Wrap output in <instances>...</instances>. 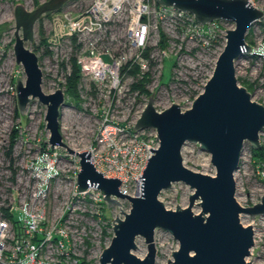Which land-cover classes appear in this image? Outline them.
I'll list each match as a JSON object with an SVG mask.
<instances>
[{
  "label": "rangeland",
  "instance_id": "rangeland-1",
  "mask_svg": "<svg viewBox=\"0 0 264 264\" xmlns=\"http://www.w3.org/2000/svg\"><path fill=\"white\" fill-rule=\"evenodd\" d=\"M45 1L47 0H0V204L4 199L8 202L12 195L24 194L29 198L35 182L27 177L35 167L41 176L39 186L46 189L42 192V195H46L45 203H37L41 207L38 215L43 220V230L52 232V240L44 248L31 251L25 249L23 263L98 264L102 251L110 245L113 237L112 221L117 214L122 218L121 209L129 211V202L124 200L121 207H109L104 204L106 202L97 190L76 196L74 187L80 170L79 158L69 155L63 148L46 152L45 145L49 143L44 140H48L50 136L46 129V106L35 99L22 114L17 105L16 83L19 78L25 82L26 75L23 67L16 64L13 50L15 6L21 3L26 9L33 10ZM92 1L70 0L59 12L45 15L36 24L35 42L27 46L32 50L35 46L40 48L37 55L43 72L42 89L46 94L57 89H62L65 93L70 64L68 61L67 70H64L60 63L70 60L74 53L72 44L62 42L60 47L55 40L53 17L60 12L79 14ZM254 3L258 7H264V0H254ZM151 8L150 28L144 49L138 50L132 42L127 23V6L119 22L109 26L98 38V48L115 55L121 67L112 84L101 85L91 78L81 79V109L76 108L66 97L60 117V130L64 142L72 149L81 152L89 150L92 145L97 146L96 137L102 120L106 117L123 124L127 129L134 127L150 96L131 89L132 84L141 76L137 78L128 74L130 72H123V68L129 63H140L143 66L142 73L149 72L150 81L146 88L151 94L154 93L157 111H163L173 103L180 105L182 111L191 108L194 99L203 91L213 73L217 58L226 43V30L235 27L234 23L221 20L213 25L212 31L195 29L186 20L160 13L152 2ZM263 28L255 23L249 34L252 38V43L249 44L256 47L260 54L257 57L243 55L236 68L238 79L256 84V88L252 90L255 101L264 100ZM160 30L167 38L165 47L160 46ZM42 38L47 39L48 47L42 43ZM146 49H149V59L141 60L140 53ZM13 137L14 147L10 153ZM261 144L264 145V135ZM182 154L184 164L189 169L215 175L211 155L202 151L199 144L187 142ZM242 155L234 175L236 199L247 207L259 203L264 194V162L260 165L256 163L248 142L245 143ZM131 192L133 193V189ZM192 193L193 190L188 185L177 182L171 188L163 190L159 199L167 209L175 210L177 204L186 208ZM200 211L201 208L195 205L193 212ZM240 217L244 225H251L254 229L255 245L246 260L252 264H264V215L242 214ZM62 234L67 235L66 240H55L57 235ZM154 242L157 250L156 264H167L168 259H173V251L179 248L178 241L161 229L156 230ZM136 243L138 249L134 251L135 255L145 257L147 245L144 238L138 237Z\"/></svg>",
  "mask_w": 264,
  "mask_h": 264
},
{
  "label": "water",
  "instance_id": "water-1",
  "mask_svg": "<svg viewBox=\"0 0 264 264\" xmlns=\"http://www.w3.org/2000/svg\"><path fill=\"white\" fill-rule=\"evenodd\" d=\"M70 0H47L28 10L19 3L15 6L14 56L23 67L26 80L16 83L17 105L24 114L27 105L38 99L47 111L46 129L51 150L63 148L79 158L80 170L76 178L81 193L94 188L104 201L122 206L130 204L128 212L112 221L113 237L102 251L98 264H156L155 232L170 233L179 243L173 259L167 264H252L246 259L255 245L254 229L244 225L241 215H264V194L260 202L242 206L236 199L235 173L239 168L245 143L260 149V133L264 130V105L253 101L252 94L241 86L236 76L235 62L251 52L246 36L253 24L264 22V12L250 0H155L163 7L186 12L206 25L215 21H229L235 27L226 30V43L217 58L211 77L203 91L194 99L191 108L182 111L173 103L163 111L154 106V93L134 125L135 131L154 129L160 145L150 147L153 153L143 169L139 196L120 191L119 178H107L91 162V151H76L63 140L60 117L66 96L62 89L46 94L42 89L43 72L36 52L27 44L35 42V28L46 14L59 12ZM187 142L199 144L211 155L215 175L195 172L184 164L183 148ZM185 183L193 190L189 205L167 209L159 199L161 192L173 183ZM197 205L201 208L194 213ZM142 237L147 254L140 258L136 240ZM252 260V259H251Z\"/></svg>",
  "mask_w": 264,
  "mask_h": 264
},
{
  "label": "built area",
  "instance_id": "built-area-1",
  "mask_svg": "<svg viewBox=\"0 0 264 264\" xmlns=\"http://www.w3.org/2000/svg\"><path fill=\"white\" fill-rule=\"evenodd\" d=\"M151 2L159 8L160 13L186 20L195 29L203 28L212 31L213 25L217 23L215 21L201 25L193 15L157 5L155 0H93L92 4L79 14L60 12L54 15L55 40L59 42L60 47L63 45L62 42H67L72 44L73 49L75 40L78 52L76 53V62L82 78H91L101 85L112 84L116 80L121 65L110 51L104 52L98 48L96 45L98 38L106 32L109 26L119 22V18L127 6V23L132 42L138 50L144 49L150 28ZM250 2L254 7L264 12V7H258L254 0H250ZM259 24L264 27V22H259ZM94 39L96 40L94 41ZM251 47V52L248 55L257 57L260 54L258 49ZM143 51L140 53L141 60L144 58ZM68 61L66 60V62ZM238 62L239 60L235 62V68H237ZM138 64L140 65V63ZM144 66L146 67V65ZM252 92L250 93L252 94ZM256 102L264 105V100ZM262 135H264V130L260 133V142ZM96 143L97 146L92 145L89 148L91 162L94 163L95 168L107 178L122 180L120 191L123 194L139 196L142 193V178L139 177L143 176V169H146L148 158L153 155L149 149L150 147L158 149L160 145L156 130L135 131L134 127L127 129L123 124L106 117L102 120ZM49 152H51V148ZM27 178L35 182L29 198L24 194L12 195L8 202L4 199L0 204V264H24L25 249L31 251L39 249V247L44 248L47 242L52 240V232L48 233L43 230V220L38 215L41 212V207L37 206V203H45L46 200V195H42L46 189L39 186L41 176L34 167ZM131 189H133V193ZM91 190L96 189L90 188L81 193L75 185L74 194L82 195ZM99 194L101 195L100 192ZM101 197L103 196L101 195ZM3 208L12 213L19 221L18 228L14 226L11 219L4 215ZM66 237V234L57 235L55 240H64Z\"/></svg>",
  "mask_w": 264,
  "mask_h": 264
},
{
  "label": "trees",
  "instance_id": "trees-1",
  "mask_svg": "<svg viewBox=\"0 0 264 264\" xmlns=\"http://www.w3.org/2000/svg\"><path fill=\"white\" fill-rule=\"evenodd\" d=\"M48 15H51V13L46 14V16H48ZM41 21H42V19L39 22H41ZM250 32H251V29H249V33L246 36V40L248 41V43H252L251 35H249V34H251ZM41 35L43 36V32H41ZM166 41H167V38H166L165 33L162 30H160V46L165 47ZM73 42H74V49H73L74 53L71 55L70 60H69L70 71L68 72V75L66 77V84L64 87H65L66 97L69 98L71 103L74 104V106L76 108L81 109V105L83 103L81 96H80V85H81L82 76H81L80 68L78 67L77 62H76V60H77V58H76L77 46H75V40ZM42 43L46 47H48V44H47L48 42H47L46 38H42ZM39 49L40 48L38 46H35L33 48V51L37 53L39 51ZM46 50H48V49H46ZM48 53H50V55H52V53L50 51ZM142 56L146 59H149V49L144 50L142 53ZM131 64L132 63H129V65H126V67L123 68V72L124 73L130 72L128 74H131L137 78H139L141 76L140 79H137L136 82H134L132 84L131 89L134 92H139L140 94L149 97L151 95V93L146 88L147 84L150 81L149 72H145V74H143L141 71V66L139 64H137V65H135V64L131 65ZM67 65H68V63L64 60L60 63L61 68L64 70H67ZM129 66H130V69H128ZM238 80L241 83V85L246 87L248 89V91H250V92H252V90L255 88V85L253 83H249L245 79L240 78ZM14 141H15V138L13 137L12 138V145H11L10 150H9L10 153L12 152V149L14 147ZM45 147L47 148V150L49 152V150H50L49 145H45ZM251 152H252L253 158L255 159L257 164L260 165V163L264 162V145H262V147L260 149H256V150L251 148ZM104 204L106 205V203H104ZM3 211H4V215L7 218L11 219L14 226L16 228H18L19 227V221L17 219H15L13 214L4 208H3Z\"/></svg>",
  "mask_w": 264,
  "mask_h": 264
}]
</instances>
